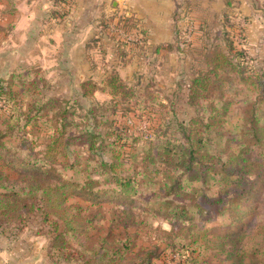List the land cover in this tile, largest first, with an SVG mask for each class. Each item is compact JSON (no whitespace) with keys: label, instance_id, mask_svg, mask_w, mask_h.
Listing matches in <instances>:
<instances>
[{"label":"trees","instance_id":"16d2710c","mask_svg":"<svg viewBox=\"0 0 264 264\" xmlns=\"http://www.w3.org/2000/svg\"><path fill=\"white\" fill-rule=\"evenodd\" d=\"M230 1H227L228 4ZM120 24L123 27L146 31L132 16L123 15ZM110 38L113 40L117 56L125 60L128 42ZM181 40L183 42L179 46L183 48L188 40ZM226 45L231 50L234 47L230 40H227ZM182 48L180 50H183ZM122 51L124 53H119ZM226 53L225 49L219 47L206 52L203 56V68L184 79L186 103L194 106L197 111L206 109L208 114L197 112L196 115L184 119L176 116L164 119L154 128L152 137L145 140L141 154L142 171L136 175H141L142 185H155L152 192L156 193V200L149 198L145 206H135L128 211L122 209L118 213L119 216L115 217L118 226L123 227L125 232L130 228L135 227L137 230L140 227L139 217L142 214L157 212V216L168 217L166 219L172 223H169V230H162L163 236L173 244L179 238L189 240V244L180 243L177 247L184 264H201L200 258L208 252L223 248L225 243L234 237H244L246 221L253 218L261 206L258 195L264 187V161L251 155L252 147L264 145V123L260 122V117L252 113L251 119L247 120L248 125L245 128L249 135L243 138V146L238 151L231 152L224 158L210 149V145L219 141V138L214 139L221 136L232 103L231 100H224L222 96L226 88L233 84L232 73H236L242 82H250L252 88L258 86L260 90L263 86L264 70L255 71L254 74L248 73L242 62L243 51L236 52L237 63ZM21 69L27 70L25 67ZM29 74L21 72L12 73L8 77L0 76V100H3L9 113L8 122H5L3 127L5 130L0 128V159L19 172L26 183L21 189L14 185L13 188L17 189L0 194V235L3 236L13 224L26 225L34 217L33 219L43 225V234L50 240V249L62 254L59 260H85L83 251H70L72 245L69 235L87 238L88 232L96 234L94 220L91 217L81 220L75 213L65 214L68 208L59 216L63 219L54 220L53 207L60 209L65 206L67 195L79 196L93 205L116 198L134 205L135 195L141 186L132 176L120 170L124 169V164L121 162L122 154L119 150H113L108 159L100 157L93 167H86L97 172L103 171L100 175L105 177V184L99 181L100 175L96 176L93 172H88L82 180L63 172L61 169L78 170L80 167L79 158L69 161L70 144L77 140L69 130L72 124L70 115L73 114L71 112L69 115L68 111L70 99L32 98L37 95L38 78L26 86L25 78ZM122 77L118 72L111 71L105 76L102 84L92 78L83 80L80 82V97H89L88 95L97 90H107L115 96L131 99L136 94L135 88L127 85ZM16 78L22 82L20 87ZM39 79H44L47 83L44 76ZM144 89L147 90L143 95L144 100L151 103L147 105L159 107L163 112L167 111L165 114L169 117L172 113L170 107L174 103L160 100L150 84H146ZM58 99L66 106L56 105ZM203 102H207V106ZM54 108L58 109V112L53 113ZM91 113L92 109H88L87 116L92 119L89 116ZM54 114L55 116L50 117ZM49 124L52 127H47L45 135L41 136L40 130ZM17 131L22 132L17 135V145L8 146L4 140L6 136L3 135L10 137ZM29 134H33L35 138H31ZM111 134L113 133L88 127L79 135L85 139L75 143L88 145V150L95 152L103 149L107 142L105 137ZM135 139L138 141L141 138ZM61 156L64 157L62 161ZM134 159L137 161L138 155H135ZM194 182H198L200 187H192V191L188 192L185 184L188 183V186ZM215 184L221 189L215 197H209L208 192L212 191ZM177 198L189 200V206H185L184 201L179 202ZM226 214L229 215V223L222 231L218 227L207 229L198 221L207 223ZM216 231L219 233L209 237L210 232ZM128 233H125L127 237L116 239L111 238V235L99 238V250L104 252L102 257L106 264H151V253L144 259L137 258L139 263L137 260L126 259L133 248V240ZM260 235H264V228L261 229ZM239 243L240 241L234 243L232 253L227 255L231 264H264V247L242 252ZM190 245L195 249L190 250Z\"/></svg>","mask_w":264,"mask_h":264},{"label":"rangeland","instance_id":"374dc122","mask_svg":"<svg viewBox=\"0 0 264 264\" xmlns=\"http://www.w3.org/2000/svg\"><path fill=\"white\" fill-rule=\"evenodd\" d=\"M136 1L140 2L141 0ZM227 1L170 0L169 2L173 4V12L170 14V22L173 24V28L171 27V32L166 34V37L172 36L173 41H165L163 45H159V48L155 42H152L151 45L146 43L147 33L140 28L120 27L119 23L113 24L110 29L116 35L115 40L128 42L126 57L129 58L127 60L129 64L127 68L124 64L118 66L119 62L115 59L117 53L116 51L112 53L109 46L106 47L105 45L103 48L99 43H95L96 46H93L92 42L94 43L95 39H88L91 42V48L87 47L88 50H83L81 53L75 49L76 46H70L68 54L61 58V60L67 58L63 60L64 62L55 60V50L47 53L50 61L40 57L29 61H20L18 56L13 54L14 45L0 46V76L8 77L12 73L28 72L30 74L25 78L26 86L44 76L47 83L44 79H37V95L32 97L29 93V96L36 99L47 97L70 99L68 111L69 115L71 112L73 114L70 115L72 124H70L69 130L77 140L70 144L69 161L79 158L80 167L78 170L61 169L63 172H66L68 176L77 178V180L78 178L82 180V177H86L88 172H93L98 176L103 171L97 172L86 167H93L100 157L108 159L113 150H119L122 154L121 162L124 164V169L121 168L120 170L122 173L132 176L133 180L141 186L138 194L135 195L134 201L136 202L134 205L117 198L111 201L106 200L100 205H93L79 196L70 197L67 195L68 200L65 206L63 205L60 209H57L56 206L53 207L54 220L59 219V216L63 215L67 208L68 212L65 214L75 213L81 220L84 217H91L94 220V227L98 233L86 232L87 238L69 235L72 245L70 251L73 252L76 249L83 251L86 255L85 260H59L62 254L57 250L50 249V240L43 234L45 230L43 225L32 217L26 225L13 224L3 236L0 235V264H106V260L102 257L104 252L99 250V238L107 235H111L110 237L115 239L127 237L128 232L130 239L133 240V248L127 254V260H137L140 257L144 259L147 254L151 253L150 255L153 256L151 264H184L178 254L177 247L180 243L189 244V240L179 238L173 244L163 236L162 230H169L171 226L169 223H172L171 220L166 219L168 217H165L164 214V216H157V212L142 214L139 217L140 227L137 230L135 227L130 228L128 232H125L123 227L118 226L115 217L122 209L128 211L135 206V208H139L148 203L147 199L152 198V201H155L157 198L156 193L152 192L155 185H142L141 175H136L137 172L142 171L141 154L143 146L145 140L152 137L154 128L161 124L164 119H172L174 116L184 119L196 115L197 112L208 114L209 111L206 109L197 111L194 106H189L186 103V85L184 86V79L203 68V56L206 52L215 47L225 49L226 54L237 63L236 52L243 51L242 62H244L243 65L247 68L248 73L254 74L255 71L264 70V0H229V4ZM141 3L139 7L134 8L140 11ZM122 6L123 9H126L124 4ZM181 39L188 40L183 48L179 46L183 42ZM227 40L232 42L234 46L232 50L226 45ZM40 47L32 45L28 46V49L37 52ZM69 48L61 49L67 53ZM119 53H124V51ZM20 67H25L27 70L23 71ZM60 70L63 75L57 76L56 73ZM112 70H117L126 80L127 85L135 88L136 94L133 98L125 99L120 95L115 96L107 90H97L88 95L89 97H80V93H82L80 82L92 78L98 84H102L105 78L103 77L104 74ZM231 76L233 84L226 88L222 96L224 100H231L232 103L226 115L223 132L221 136L214 139L219 138V141L210 145L213 152H217L224 158L243 146V138H247L249 135L245 127L248 125L247 120L251 119L252 113L260 117V122L264 123V91H262L264 89V75L262 78L263 86L260 90L258 86L252 88L250 82H242L236 73H232ZM16 79V83L20 87L22 82L19 78ZM146 84L151 85L160 100L174 103L170 107L172 113L169 117L165 114L167 111L163 112L159 107L147 105L151 103H146L143 97L147 91L144 89ZM43 91L44 93H42ZM217 96L219 97V95ZM203 103L207 106V102ZM57 104L66 106L60 99L56 101ZM4 105L3 100H0L1 129L9 119L7 107ZM88 109H92V113L89 114L92 119L87 116ZM52 112L56 113L58 109L54 108ZM51 116H55V114ZM49 126L50 124L40 130L41 136L45 135V129ZM88 127L113 133L105 137L107 142L102 150L98 149L92 152L88 150V145L75 143L85 139L79 135L82 130ZM27 128L29 129V126ZM21 133L17 131L10 137L3 135L6 136L4 140L7 141L8 146L17 145V135ZM28 136L34 137L33 134ZM135 137L141 139L136 141ZM251 150L253 158L264 161V145L263 147H252ZM133 153L138 155L137 161L134 159ZM63 159L64 157L61 156V161ZM103 178L105 177L100 175L99 181L105 184ZM25 184L20 173L8 166L5 160L0 159V194L2 195L12 189H21ZM187 184L185 185L188 192L192 191V187H200L198 182L188 186ZM14 185L17 188H13ZM219 189H221L220 186L215 184L212 191L208 192L209 197H215ZM200 199L204 200V198ZM177 200L179 202L184 201L182 198H177ZM188 201L183 202L185 206H189ZM258 201L261 206L257 214L246 221V230H243V232L246 231V234H243L245 236L234 237L228 240L223 248L217 251L212 250L205 256H199L202 259L201 264H231L227 255L232 253L233 244L239 241L242 252L264 247V235H260L261 229L264 228V187L258 195ZM205 207H207L206 204ZM136 210L134 211L137 212ZM137 214L139 216V212ZM198 221L201 226L203 224L207 229L218 227L222 231V228H225L229 223V215L216 217L207 223ZM217 233L219 232H210L209 237H213ZM233 241L234 243H232ZM191 247L190 250L195 249V247Z\"/></svg>","mask_w":264,"mask_h":264},{"label":"crops","instance_id":"0c3cea01","mask_svg":"<svg viewBox=\"0 0 264 264\" xmlns=\"http://www.w3.org/2000/svg\"><path fill=\"white\" fill-rule=\"evenodd\" d=\"M169 1L141 0V10L138 11L134 7H139L140 2L136 0H0V46L14 45L13 54L20 61L36 57L50 61L47 53L53 50L56 51L55 60H61L70 51V46H76L78 53L91 48L88 39H95L93 46H96L95 43L103 48L109 46L113 53L115 48L110 37L115 38L116 35L110 28L118 23L122 27V16L127 15L146 30V43L151 45L155 42L159 48L165 41H173L172 36L166 37L173 28L170 22L173 4ZM122 4L126 7L125 11ZM32 45L42 48L37 52L29 51L28 46ZM64 47L69 48L67 53L62 51ZM115 59L119 62L118 66L124 64L128 67L127 57L122 60L115 56ZM56 75L63 74L60 70Z\"/></svg>","mask_w":264,"mask_h":264}]
</instances>
